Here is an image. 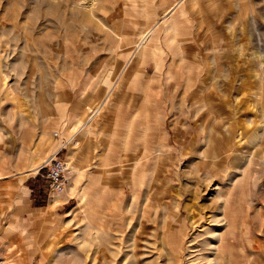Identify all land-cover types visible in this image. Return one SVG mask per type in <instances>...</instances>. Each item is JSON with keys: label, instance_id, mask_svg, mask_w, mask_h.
<instances>
[{"label": "rangeland", "instance_id": "rangeland-1", "mask_svg": "<svg viewBox=\"0 0 264 264\" xmlns=\"http://www.w3.org/2000/svg\"><path fill=\"white\" fill-rule=\"evenodd\" d=\"M197 7L0 0V150L27 177L0 264H264V0ZM66 115L95 155L47 209L27 170Z\"/></svg>", "mask_w": 264, "mask_h": 264}, {"label": "crops", "instance_id": "crops-1", "mask_svg": "<svg viewBox=\"0 0 264 264\" xmlns=\"http://www.w3.org/2000/svg\"><path fill=\"white\" fill-rule=\"evenodd\" d=\"M188 5H197L196 11L199 17H196L195 20L204 21L205 17L202 15H206V6L219 5L220 0H186V4ZM176 2H173L172 5H175ZM208 13L210 9L208 8ZM193 20V19H192ZM219 20V18L215 19ZM98 108L92 110V114L97 113ZM91 115L88 120H90ZM77 118H74L71 115H66L63 119H60V126L58 127L59 132L56 131L57 137H55L54 142L55 146L53 147V151L50 153H55L60 151L58 154L69 161L70 168L69 169H77L80 165L78 160L82 155V151L84 149L85 144H83V140L85 136L88 137L89 143L87 144V149L94 150L91 146V136L93 135L92 125L94 123H90L89 126L91 128L86 127L85 130H73L74 126H78L79 122H76ZM86 121V122H87ZM82 123V122H81ZM98 125V124H97ZM73 128V129H72ZM109 132V130L103 131L102 134L105 135ZM87 134V135H86ZM82 135L84 136L82 138ZM106 136V135H105ZM83 139V140H82ZM105 139V138H104ZM96 140V138H95ZM96 142V141H95ZM98 146V145H97ZM99 148V146H98ZM62 150H64L62 154ZM95 155V151H93L92 156ZM41 165L30 168L29 172H34ZM71 170L74 171V170ZM75 169V170H76ZM70 172V170H69ZM33 177V175H31ZM27 177L22 178L20 174V160H19V147L18 145L13 144V138L11 145H7L6 149L0 150V238L3 236V231L5 229H12V238H15V242L12 244H18V236L17 231L20 226V218H21V206H20V193L21 189L24 188V181ZM34 178V177H33ZM37 179L29 180V185H35ZM27 189V186H26ZM52 196L48 197L51 198ZM61 196L60 198H64ZM54 198V199H53ZM50 199V203L46 206L47 209L53 208L59 198L53 197ZM35 209V208H34ZM37 209V208H36Z\"/></svg>", "mask_w": 264, "mask_h": 264}, {"label": "built area", "instance_id": "built-area-1", "mask_svg": "<svg viewBox=\"0 0 264 264\" xmlns=\"http://www.w3.org/2000/svg\"><path fill=\"white\" fill-rule=\"evenodd\" d=\"M68 164L64 158L58 156V152L52 153L36 169L34 176L45 181V189L48 197L61 193L68 182Z\"/></svg>", "mask_w": 264, "mask_h": 264}, {"label": "trees", "instance_id": "trees-1", "mask_svg": "<svg viewBox=\"0 0 264 264\" xmlns=\"http://www.w3.org/2000/svg\"><path fill=\"white\" fill-rule=\"evenodd\" d=\"M34 178L40 180V178H39L38 176H34ZM43 181H44V180H43ZM42 183H43V182H42ZM44 183H45V181H44ZM36 186H37V185H32V186L30 187L32 192L36 190ZM39 191L41 192L40 189H39Z\"/></svg>", "mask_w": 264, "mask_h": 264}, {"label": "bare ground", "instance_id": "bare-ground-1", "mask_svg": "<svg viewBox=\"0 0 264 264\" xmlns=\"http://www.w3.org/2000/svg\"><path fill=\"white\" fill-rule=\"evenodd\" d=\"M144 41V40H143Z\"/></svg>", "mask_w": 264, "mask_h": 264}]
</instances>
